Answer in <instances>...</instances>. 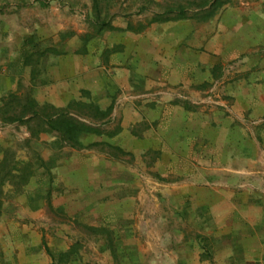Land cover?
Listing matches in <instances>:
<instances>
[{"label":"crops","instance_id":"crops-1","mask_svg":"<svg viewBox=\"0 0 264 264\" xmlns=\"http://www.w3.org/2000/svg\"><path fill=\"white\" fill-rule=\"evenodd\" d=\"M96 5L93 0L91 9L99 12ZM220 7L224 14L215 15ZM244 11L249 13L240 14ZM155 15L141 23L140 29L126 22L116 33L109 32L115 28L83 36L75 33L81 45L74 40L70 50L44 49L39 54L40 73L49 77L36 79V86H44L47 93L40 102L62 107L90 100L102 110L111 107L104 120L116 114L120 128L85 135L101 136L105 141L112 137L142 140L146 148L151 146L158 156L166 157L168 168L186 175V180L166 189V199L183 206L186 243L155 244L146 264H264V6L224 3L212 16L199 14L192 20H152ZM94 16L88 21L96 27ZM104 31L117 39L100 50L90 47L92 35ZM28 56L21 60V67L28 71L32 85L39 69H34ZM9 64L10 60L1 75H10ZM173 98H186V102ZM134 125H141L140 134L133 131ZM54 138L57 150L61 141L57 134ZM158 162L156 166L163 167ZM60 171L79 170L66 163ZM56 181H42L34 191L26 190L31 181L21 183L22 190L11 196L17 200L12 212L39 218L58 191L66 196V203H76L74 198L84 196L92 210L101 204L120 221L126 214L123 205L144 200L141 184L136 185L134 197H128L126 183L120 179L103 181L107 189L101 192L95 191L93 183L90 190L82 191L88 182L81 179L68 181L69 185L66 180ZM7 182L2 188L11 186ZM4 236H10L9 232ZM70 247L60 249L44 264ZM105 248L109 255L104 264H122L115 245L108 243Z\"/></svg>","mask_w":264,"mask_h":264},{"label":"rangeland","instance_id":"rangeland-1","mask_svg":"<svg viewBox=\"0 0 264 264\" xmlns=\"http://www.w3.org/2000/svg\"><path fill=\"white\" fill-rule=\"evenodd\" d=\"M201 1L97 0L96 8L100 10L101 18L115 28L109 32L116 33L119 31L116 29H121L126 22L139 26L147 23L155 14L172 18L175 13L168 12L169 9L185 7L188 13L205 9L207 6L201 7ZM92 4L93 0H0V160L4 157L9 161L12 159L18 169L23 163H29L26 181H31V186L26 190H39L42 181L66 180L67 183L81 179L82 182H88L82 191L87 190V187L90 190L89 186L93 183L96 185L95 191L101 192L107 189L103 181L120 179L126 183L128 197H134L138 191L136 185L141 184L144 200L141 203L133 200L123 205L126 214L119 221L113 214H107L101 204L95 207V211L92 210V205L87 203V197L74 198L77 202L69 204L66 203V196L64 198L56 191L49 199L46 213L39 218H29L23 213L12 212V206L17 209V200L11 196L22 190L19 186L23 183V180L14 178L7 182L11 186L4 185L0 193V208L3 207L4 211L0 215V264L10 261L14 264H44L54 258L60 249L70 245L74 246V253L66 264H104L109 255L105 250L108 243L116 246L115 250L119 251L122 264H146L151 256L149 249L155 244L162 246L186 243L183 206L166 199V189H169L167 187L182 179L186 180V175L168 168L166 157L158 156L156 149L150 148L151 146L146 148L142 140L112 137L105 141L101 140V136L85 135L81 138L85 147L78 148L61 143L55 150V133L31 134V130L39 129L36 120L29 124L31 130L22 122L9 120L22 111L20 103L16 101L9 102L6 107L5 101L9 100L10 95L18 96L22 103L30 98L40 106H50L44 101L40 102L47 96L42 90L45 87L36 86V79L45 80L49 77L43 71L40 73L42 57L39 54L47 47L70 50L73 47L72 41H78V45H81L80 36L94 34L96 27L88 21L96 11L91 9ZM225 4L236 7L253 4L263 7L264 0H226ZM136 8L139 10L135 11ZM221 10V7L218 8L215 15L224 14ZM246 13L249 12H240L243 15ZM71 32L74 33L73 38L67 36ZM75 33L80 36L77 37ZM104 33L105 31L92 35L89 46L100 50L103 44L117 39L112 34ZM27 53H30L28 59L34 69H39V78H35L32 85L26 76L28 71L25 72L21 67V60ZM9 60V73L13 76L7 77L1 74L6 73ZM6 87L15 90L10 92L11 89H5ZM174 99L180 103L186 102V98H173L172 101ZM68 103L62 107L68 108L69 114L79 120L102 130L109 129L114 132L120 128L119 116L116 114L110 116L109 120H95L83 104L69 107ZM49 106L43 110L44 113L51 112ZM132 129L138 134L142 132L141 125H134ZM157 162L162 163L163 167L156 166ZM66 163L69 167L75 166L79 171L61 172V167ZM157 183L159 186H156ZM167 183L169 185L165 186ZM62 191L68 194L64 189ZM73 209L75 211L71 213ZM168 230L171 233H167ZM7 231L10 236L3 237V233Z\"/></svg>","mask_w":264,"mask_h":264},{"label":"trees","instance_id":"trees-1","mask_svg":"<svg viewBox=\"0 0 264 264\" xmlns=\"http://www.w3.org/2000/svg\"><path fill=\"white\" fill-rule=\"evenodd\" d=\"M226 0H202L200 6H209L207 9H201L199 11L188 13L185 7H180L177 10L169 9L168 12H174V19L180 18H190L196 17L199 14H202V18L212 16L215 12V9L225 3ZM165 20L167 17L160 16L156 14L152 17V20ZM93 23H96L97 31H100L104 28H114L110 23L101 18L99 12H95ZM19 102L21 105V112L10 117V121H19L28 126L31 121L36 120L38 122L39 129L31 130L32 135H37L39 132L55 133L60 138L61 143L69 144L73 147L82 148L85 145L81 142L83 135L88 133L100 134L102 133L101 129L98 126L88 124L78 118L69 114L68 108L63 107H53L49 105L40 106L35 100L26 98L25 102L22 103L21 99L18 96L10 95L9 100L5 101L6 107L9 102ZM13 102V103H14ZM83 104L89 111L95 120H104L111 113L112 108L108 107L105 110L100 109L94 103H80L79 101H72L68 103V106L80 105ZM49 106L51 112L44 113L43 110ZM29 163H23L20 169L15 168V163L11 159L3 158L0 160V193L2 192V185L6 181L13 180L14 178H19V180L26 181V171L29 169ZM28 168V169H27ZM74 253V246L69 249L62 251L50 264H66L70 260V256Z\"/></svg>","mask_w":264,"mask_h":264}]
</instances>
